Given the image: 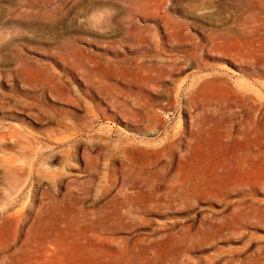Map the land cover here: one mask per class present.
<instances>
[{
  "label": "rangeland",
  "instance_id": "1",
  "mask_svg": "<svg viewBox=\"0 0 264 264\" xmlns=\"http://www.w3.org/2000/svg\"><path fill=\"white\" fill-rule=\"evenodd\" d=\"M0 264H264V0H0Z\"/></svg>",
  "mask_w": 264,
  "mask_h": 264
}]
</instances>
